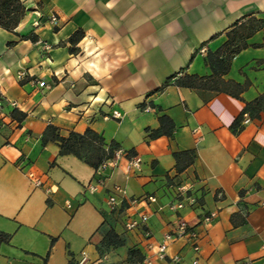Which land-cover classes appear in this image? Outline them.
Here are the masks:
<instances>
[{
    "label": "crops",
    "instance_id": "crops-1",
    "mask_svg": "<svg viewBox=\"0 0 264 264\" xmlns=\"http://www.w3.org/2000/svg\"><path fill=\"white\" fill-rule=\"evenodd\" d=\"M23 2L15 32L0 26V231L11 234L0 264H264V113L246 114L243 128H232L264 91V25L247 39L262 45L238 53L225 75L247 85L241 97L167 83L181 71L210 75L209 52L238 20L264 19V0ZM80 28L85 35L72 52L69 39ZM29 34L36 38H22ZM115 110L120 118L106 117ZM162 115L174 121L173 135L150 138ZM50 124L63 136L92 128L119 144L105 187L86 191L96 168L61 154L54 141L43 143ZM185 150L195 159L179 172L174 153ZM116 183L127 200L111 211L106 199ZM172 183H189L199 204L169 210ZM146 194L157 201L135 209L149 215L150 236L127 231L121 219L129 199ZM209 211L215 220L199 225ZM180 218L199 225L200 251L187 237L166 240ZM112 228L121 243L106 241ZM163 243L165 258L157 253Z\"/></svg>",
    "mask_w": 264,
    "mask_h": 264
},
{
    "label": "trees",
    "instance_id": "trees-1",
    "mask_svg": "<svg viewBox=\"0 0 264 264\" xmlns=\"http://www.w3.org/2000/svg\"><path fill=\"white\" fill-rule=\"evenodd\" d=\"M26 11L27 8L23 0H0V26L8 31L15 32ZM263 25L264 19L257 18L256 16L248 17L246 20L245 17L238 20L227 32L228 40L218 50L209 52L208 61L212 68L210 75L200 76L181 71L172 75L167 83L175 78L177 85L189 87L199 92H203L204 90L223 91L241 97V93L247 88V85L233 79H226L225 75L230 71L232 60L238 53L251 45H262L250 44L247 39L262 28ZM84 35V30L81 28L71 35L69 40L73 45L71 48L72 52L77 51L75 46ZM22 38L35 39L36 36L29 34L22 36ZM0 99H2L1 92ZM13 113L15 115V111ZM262 113H264V91L252 101L246 102L243 111L232 125L233 130L239 132L243 128L242 123L246 114L253 119L260 118ZM25 116V113H21L20 119H23ZM160 122L161 126L159 128L149 130L150 138H156L161 135H173L175 129L174 121L168 115H162L160 116ZM42 138L44 144L50 141L56 142L60 147L61 154H74L96 169L106 161L113 159L120 148L117 142L108 144L104 136L92 128H88L83 133L72 131L68 136H63L60 133L59 127L50 124ZM174 155L179 172L191 165L195 159L194 150L175 152ZM10 240L11 234L0 231V247L3 243L10 242ZM106 241L111 244L122 242L115 228L110 230Z\"/></svg>",
    "mask_w": 264,
    "mask_h": 264
},
{
    "label": "built area",
    "instance_id": "built-area-1",
    "mask_svg": "<svg viewBox=\"0 0 264 264\" xmlns=\"http://www.w3.org/2000/svg\"><path fill=\"white\" fill-rule=\"evenodd\" d=\"M50 22L54 25L58 24V17L56 15H52L50 17ZM38 25L39 22H36ZM15 104V103H13ZM107 118L114 117L120 118L121 113L118 110H115L113 114L107 115ZM3 120V100L0 99V121ZM248 120V118H247ZM197 131V130H194ZM110 164V160L103 163L100 167L96 169L95 175L93 179L86 185V191L90 193H95L106 186L107 176L105 174L106 167ZM131 165L134 167H139V160H132ZM30 179L34 182L36 186H42L43 180L37 177L34 173H28ZM171 187L175 190V199L171 200L167 203L166 207L173 211L178 212L183 209L187 205H198L199 199L198 196L192 191V186L189 183H172ZM49 191H53L51 187ZM222 196V193H219ZM127 200V189L124 185L120 183H116L110 190L106 203L111 211H117L123 203ZM157 201V197L154 194H146L140 198H131L129 199L130 205L124 210V213L121 214V219L123 222V226L127 231H134L138 229H142L146 236L151 235V230L145 228L147 226V222L149 220V215L145 212H139L135 209V206L139 202H147L148 204L154 203ZM68 206H71L68 204ZM217 213L215 211H209L203 215L200 220L199 225L208 226L210 225L216 218ZM199 225H190L187 220L180 218L178 221V225L175 229H172L167 235L166 240H174L179 237H187L194 249L196 251H200V238L201 231L199 229ZM167 244L163 243L158 246L157 253L161 258H165L167 256ZM173 261L179 262L181 260L180 255H175L172 257ZM241 264H249L246 261L241 262Z\"/></svg>",
    "mask_w": 264,
    "mask_h": 264
}]
</instances>
